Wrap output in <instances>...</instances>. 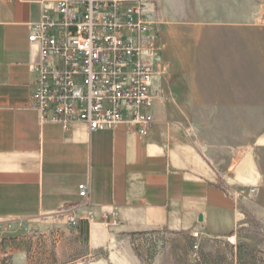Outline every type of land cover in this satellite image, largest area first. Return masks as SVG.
<instances>
[{
    "label": "crops",
    "instance_id": "crops-1",
    "mask_svg": "<svg viewBox=\"0 0 264 264\" xmlns=\"http://www.w3.org/2000/svg\"><path fill=\"white\" fill-rule=\"evenodd\" d=\"M58 1L0 0L3 231L18 236L67 230L64 208L72 207L79 218L77 233L99 252L139 233L199 231L225 239L248 226L246 214L257 216L264 210V163L248 148L221 173L205 157L178 110L206 107L199 78L210 68L199 54L180 48L169 32L164 34L166 46H156L163 53L157 60L167 68L153 77L158 95L149 136L140 137L124 124L95 132L83 123L66 128L44 122L29 105L40 55V45L29 36L45 14L59 16ZM158 2L167 18L166 0ZM155 8L147 6L153 20ZM80 183L89 184L87 199L79 195Z\"/></svg>",
    "mask_w": 264,
    "mask_h": 264
},
{
    "label": "rangeland",
    "instance_id": "rangeland-1",
    "mask_svg": "<svg viewBox=\"0 0 264 264\" xmlns=\"http://www.w3.org/2000/svg\"><path fill=\"white\" fill-rule=\"evenodd\" d=\"M148 3L156 7V46H166L169 32L180 48L199 54L210 68L199 78L206 107L178 110L205 157L221 173L248 148L264 163V0H166L167 18L158 0ZM162 55L158 50L156 58ZM246 216L248 226L232 232L235 244L227 237L155 231L99 252L69 224L67 230L18 236L0 227V264H264V210Z\"/></svg>",
    "mask_w": 264,
    "mask_h": 264
},
{
    "label": "built area",
    "instance_id": "built-area-1",
    "mask_svg": "<svg viewBox=\"0 0 264 264\" xmlns=\"http://www.w3.org/2000/svg\"><path fill=\"white\" fill-rule=\"evenodd\" d=\"M148 4V0H59V16L45 14L36 24L29 39L40 45V55L29 105L40 111L44 122L66 128L83 123L90 132L124 124L140 137L149 136L158 95L152 81L165 74L167 63L156 58L157 35ZM78 191L87 199L89 184L80 183ZM64 211L69 226L77 229L75 209ZM114 218L116 223L118 217ZM227 241L235 244L237 234H229Z\"/></svg>",
    "mask_w": 264,
    "mask_h": 264
}]
</instances>
